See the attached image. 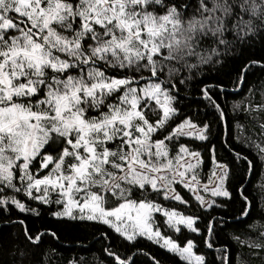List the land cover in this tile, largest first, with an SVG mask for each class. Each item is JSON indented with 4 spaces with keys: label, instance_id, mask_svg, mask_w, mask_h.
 I'll return each mask as SVG.
<instances>
[{
    "label": "rangeland",
    "instance_id": "rangeland-1",
    "mask_svg": "<svg viewBox=\"0 0 264 264\" xmlns=\"http://www.w3.org/2000/svg\"><path fill=\"white\" fill-rule=\"evenodd\" d=\"M135 3L142 1L81 0L73 8L62 0H0V207L36 213L16 198L22 191L27 199L54 207L56 218L98 221L129 240L145 237L189 264H203L192 242L180 247L164 237L153 215H164L176 230L194 229V218L129 197L136 186L148 185L167 200L184 203L176 188L181 184L208 209L229 196L224 164L213 159L204 170L200 151L180 143L173 152L167 143L175 136L205 141V127L187 119L168 137L153 140L174 114L168 90L156 81L132 83L105 74L122 65L127 69L132 60H152L164 46L159 40L164 29L154 17L134 13ZM10 14L25 19L32 31ZM73 60L90 71L82 75ZM112 98L118 102L108 103ZM87 100L96 115H89ZM146 102L161 109L156 125L145 119ZM53 134L67 142L55 161L43 152ZM35 160L47 170L44 175L35 173ZM101 193L123 201L107 209Z\"/></svg>",
    "mask_w": 264,
    "mask_h": 264
},
{
    "label": "trees",
    "instance_id": "trees-1",
    "mask_svg": "<svg viewBox=\"0 0 264 264\" xmlns=\"http://www.w3.org/2000/svg\"><path fill=\"white\" fill-rule=\"evenodd\" d=\"M62 1L73 8L81 2ZM141 1L130 9L140 17H154L155 25L164 29L159 35L164 46L152 60H132L127 69L122 65L105 74L130 78L132 83L156 81L168 90L174 114L153 140L168 137L187 119L205 127V141L175 136L167 143L173 152L181 145L200 151L204 170L211 169L213 159L224 164L229 196L206 209L181 184L176 188L184 203L167 200L146 185L136 186L130 200L153 202L194 218V229L176 230L164 215H153L164 237L180 247L192 242L203 264H264V0ZM10 15L32 31L25 19ZM78 21L73 25L75 33ZM56 29L72 38L66 28ZM73 63L82 75V70L90 71L77 60ZM86 106L89 115H96L91 100ZM142 108L145 119L156 125L161 109L147 102ZM66 148V138L53 134L43 152L55 161ZM32 164L39 176L46 173L38 160ZM101 194L107 209L123 201ZM16 196L37 212L0 207V264H189L145 237L129 240L98 221L56 218L54 207L27 199L22 191Z\"/></svg>",
    "mask_w": 264,
    "mask_h": 264
},
{
    "label": "bare ground",
    "instance_id": "bare-ground-1",
    "mask_svg": "<svg viewBox=\"0 0 264 264\" xmlns=\"http://www.w3.org/2000/svg\"><path fill=\"white\" fill-rule=\"evenodd\" d=\"M18 199V198H17ZM19 200V199H18ZM20 201V200H19Z\"/></svg>",
    "mask_w": 264,
    "mask_h": 264
}]
</instances>
